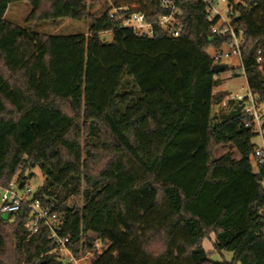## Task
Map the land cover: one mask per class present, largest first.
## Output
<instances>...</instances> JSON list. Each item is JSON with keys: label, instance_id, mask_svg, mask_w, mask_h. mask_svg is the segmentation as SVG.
<instances>
[{"label": "trees", "instance_id": "16d2710c", "mask_svg": "<svg viewBox=\"0 0 264 264\" xmlns=\"http://www.w3.org/2000/svg\"><path fill=\"white\" fill-rule=\"evenodd\" d=\"M228 1L245 43L241 59L216 62L230 40L212 35L195 0H177L178 38L162 27L139 37L110 19L111 8L98 17L83 0H0V196L38 169L45 181L35 197L61 216L58 233L71 237L76 260L91 234L104 250L91 264H264L256 135L242 103L214 111L229 92H214L221 73L213 72L244 71L264 100V0ZM19 2L32 7L26 28L5 19ZM115 6L150 23L168 12L161 0ZM86 18L88 37L31 32ZM219 148L231 151L217 158ZM27 221L0 215V251L11 244L13 264H72L58 260L47 228L31 236ZM212 234L232 262L210 260L203 242Z\"/></svg>", "mask_w": 264, "mask_h": 264}, {"label": "built area", "instance_id": "2783aa9c", "mask_svg": "<svg viewBox=\"0 0 264 264\" xmlns=\"http://www.w3.org/2000/svg\"><path fill=\"white\" fill-rule=\"evenodd\" d=\"M205 5L207 11V22L211 25V33L216 37L227 36L230 40L229 50L219 52L215 61H222L232 58L241 59L242 49L245 43L244 36L238 28V23L231 16V7L228 0H195ZM162 5L168 12L162 15L154 23L147 21L142 13H133L128 7H112L109 16L121 29L132 30L139 37H153L156 27L166 29L168 35L172 38H178L184 31L182 22V10L177 6V0H161ZM222 5V6H221ZM225 5L223 12L220 7ZM261 59H258V63ZM237 76H243L246 79L244 71L237 73ZM247 84V80H246ZM241 92L229 94L224 97L221 104L216 106L219 109L226 108L230 102L242 103L243 113L246 115L245 127L252 131L258 137L262 146H256L254 150V159L258 165L264 166V100L254 95L248 84L246 88H241ZM215 107V108H216ZM25 207V208H23ZM24 212L28 221L26 228L30 235L38 233L41 228H47L51 233V240L55 241L57 246V255L65 257V261L77 264L78 260L74 258L67 247L71 237L62 238L58 229L62 224V218L57 213H53L47 203H43L35 197V191L27 184H23L19 189L16 181L9 184L8 188L2 190L0 196V215H16ZM264 232V229H263ZM59 260V259H58ZM60 261V260H59Z\"/></svg>", "mask_w": 264, "mask_h": 264}, {"label": "rangeland", "instance_id": "374dc122", "mask_svg": "<svg viewBox=\"0 0 264 264\" xmlns=\"http://www.w3.org/2000/svg\"><path fill=\"white\" fill-rule=\"evenodd\" d=\"M87 7L89 8V12L92 14L101 17L103 13L108 9L115 7V4L118 0H83ZM239 3V0H235L234 4ZM222 6V5H221ZM221 10L225 11V5L220 7ZM32 12V7L29 3L19 2L9 6L8 11L5 15V19L14 24L16 26L26 28V19ZM90 19L86 18L84 21H72V20H61L56 24L51 22H43L31 30V32L47 35L52 37L58 36H70V35H84L88 37L90 35ZM103 40L111 42L112 35L105 34L102 37ZM218 85L215 87L217 91H229L233 93L241 92V88H246V79L243 76H236L231 72L221 73L220 76L217 77ZM218 107L215 108V112L219 111ZM253 143L256 146H262L261 140L256 137L253 140ZM231 150L227 148H219L216 152V157L220 158L223 155L229 153ZM235 154V159H239V155ZM251 162L256 172L257 167L254 160L251 158ZM33 178L27 183L28 186L31 187L33 191H36L39 187H41L45 181V178L42 176L38 169H35L33 172ZM5 219L9 218L8 215L3 216ZM215 235H210L203 242V248L207 252L211 261L215 263H224V262H232L233 254L230 252H218L215 250ZM104 252L101 245L98 243L96 236L89 235L86 238V248L82 252L80 259H78L77 264H91V262L96 259L99 255ZM58 259L62 262L65 261V257L62 255H57ZM14 253L12 245L9 244L7 248L0 251V263L1 264H13L14 263Z\"/></svg>", "mask_w": 264, "mask_h": 264}, {"label": "water", "instance_id": "95a60500", "mask_svg": "<svg viewBox=\"0 0 264 264\" xmlns=\"http://www.w3.org/2000/svg\"><path fill=\"white\" fill-rule=\"evenodd\" d=\"M225 71H226V66H224V65H216L213 67V72L216 74L223 73ZM22 186H23V183L20 184L19 189H21ZM23 214H24V212L21 213V215H23ZM39 264H42V263H39Z\"/></svg>", "mask_w": 264, "mask_h": 264}, {"label": "crops", "instance_id": "0c3cea01", "mask_svg": "<svg viewBox=\"0 0 264 264\" xmlns=\"http://www.w3.org/2000/svg\"><path fill=\"white\" fill-rule=\"evenodd\" d=\"M221 91H222V90H221ZM214 92H215V93H218V92H220V91L214 90ZM227 92H229V91H227Z\"/></svg>", "mask_w": 264, "mask_h": 264}]
</instances>
